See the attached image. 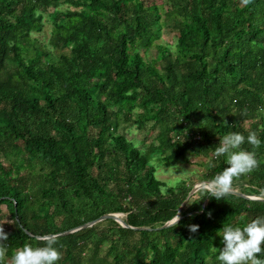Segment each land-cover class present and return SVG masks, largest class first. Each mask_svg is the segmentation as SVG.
Listing matches in <instances>:
<instances>
[{"label": "trees", "instance_id": "1", "mask_svg": "<svg viewBox=\"0 0 264 264\" xmlns=\"http://www.w3.org/2000/svg\"><path fill=\"white\" fill-rule=\"evenodd\" d=\"M43 12L51 48L33 36ZM164 27L174 50L147 59ZM253 130L264 141V0H0V264L109 212L137 229L106 218L57 235L56 264H219L220 228L264 200L189 196L193 182L169 185L153 161L200 157L209 181L227 166L220 137ZM242 147L260 163L233 189L263 196L264 143Z\"/></svg>", "mask_w": 264, "mask_h": 264}, {"label": "clouds", "instance_id": "2", "mask_svg": "<svg viewBox=\"0 0 264 264\" xmlns=\"http://www.w3.org/2000/svg\"><path fill=\"white\" fill-rule=\"evenodd\" d=\"M259 146L262 141L255 130L247 136L239 131L229 132L220 137L215 146L213 157L223 156L227 166L211 180L205 182L207 195L216 199L224 198L233 189L234 179L251 172L258 167L254 151L242 147L245 143ZM213 167V160L208 161ZM178 216V213H177ZM198 225H191L196 231ZM218 235L221 236L223 247L217 255L219 264H264V215H258L243 224L224 223ZM7 234L0 229V238ZM43 244L25 243L12 255V264H56L62 253L57 246L58 236L53 234L42 238Z\"/></svg>", "mask_w": 264, "mask_h": 264}, {"label": "rangeland", "instance_id": "3", "mask_svg": "<svg viewBox=\"0 0 264 264\" xmlns=\"http://www.w3.org/2000/svg\"><path fill=\"white\" fill-rule=\"evenodd\" d=\"M155 1L156 0H148V4H151ZM62 6L66 7V5ZM42 21L44 22L43 30L34 31L33 36L37 37L40 43H45L46 45H48L49 38L52 32V23L48 20L47 12H43ZM175 43V32L170 31L168 28L164 27L161 37L157 39L148 50H143V53L146 55L147 59H152L157 57L159 53V45H168L172 50H174ZM49 48L51 47L49 46ZM59 54L60 51H54L55 58L58 57ZM124 131L126 132L128 138L132 139L135 144L139 145L143 151H146L149 148L152 138L148 139L147 141H143L144 133L140 132V130H138L135 125L127 126ZM153 142L157 144V141L153 140ZM202 161L204 160L200 157L191 156L189 160L172 166H166L165 164L161 163L158 158H154L153 162L157 165L156 175L160 179L168 182L169 185L175 184L182 178H187L190 182L194 183V187L199 186V188H201L205 187L206 182L202 181L200 178L201 173L205 170V166L202 164ZM120 214L122 215L123 213ZM10 261L12 262V258H10Z\"/></svg>", "mask_w": 264, "mask_h": 264}, {"label": "water", "instance_id": "4", "mask_svg": "<svg viewBox=\"0 0 264 264\" xmlns=\"http://www.w3.org/2000/svg\"><path fill=\"white\" fill-rule=\"evenodd\" d=\"M198 189H199V186H195V187L191 190L189 196H190L192 193H194L195 191H197ZM231 192H234V193L239 194V195H241V196H243V197H246V198L264 200V195H263V196H253V195H248V194H245V193H242V192H238V191H236V190H234V189H232ZM106 218H114L115 220H117L118 222H120L122 225H124V226H126V227H133V226H131V225H130V224H129L124 218H122V216H121V214H120L119 212H109V213H105V214L99 216L98 218H96V219H94V220L88 221V222H86V223H84V224H82V225H80V226H77V227H74V228L68 229V230H66V231H63V232L57 233V234H55V235H61V234H67V233H70V232H74V231H76V230H78V229H81V228H83V227H85V226H90V225H92V224H94V223H96V222H98V221H101V220H103V219H106ZM177 220H179V218L175 217V218H173L172 220H169L168 222H166V223L164 224V226L171 225V224L175 223ZM133 228H134V229H137V227H133ZM27 232H28V231H27ZM49 235H53V234H49ZM49 235H46V236H49ZM46 236H45V237H46ZM39 238H42V237L39 236Z\"/></svg>", "mask_w": 264, "mask_h": 264}]
</instances>
